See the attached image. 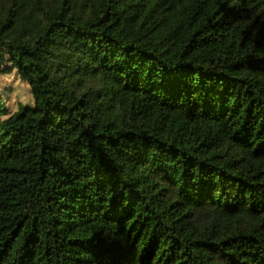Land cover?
Instances as JSON below:
<instances>
[{
	"label": "trees",
	"instance_id": "16d2710c",
	"mask_svg": "<svg viewBox=\"0 0 264 264\" xmlns=\"http://www.w3.org/2000/svg\"><path fill=\"white\" fill-rule=\"evenodd\" d=\"M0 264H264V0H0Z\"/></svg>",
	"mask_w": 264,
	"mask_h": 264
},
{
	"label": "rangeland",
	"instance_id": "374dc122",
	"mask_svg": "<svg viewBox=\"0 0 264 264\" xmlns=\"http://www.w3.org/2000/svg\"><path fill=\"white\" fill-rule=\"evenodd\" d=\"M0 95L7 97V102L14 112L20 104L32 105L28 87L15 74L0 77Z\"/></svg>",
	"mask_w": 264,
	"mask_h": 264
}]
</instances>
